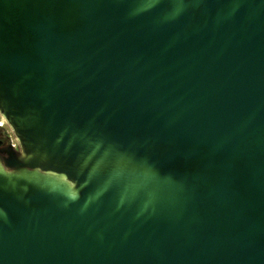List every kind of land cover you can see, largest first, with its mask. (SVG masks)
Wrapping results in <instances>:
<instances>
[{"label": "water", "instance_id": "obj_1", "mask_svg": "<svg viewBox=\"0 0 264 264\" xmlns=\"http://www.w3.org/2000/svg\"><path fill=\"white\" fill-rule=\"evenodd\" d=\"M0 264H264V0H0Z\"/></svg>", "mask_w": 264, "mask_h": 264}, {"label": "flooded vegetation", "instance_id": "obj_2", "mask_svg": "<svg viewBox=\"0 0 264 264\" xmlns=\"http://www.w3.org/2000/svg\"><path fill=\"white\" fill-rule=\"evenodd\" d=\"M5 128L0 127V154H5L4 150H6L11 145L10 138L12 137L10 133L5 132ZM17 149V148H16Z\"/></svg>", "mask_w": 264, "mask_h": 264}, {"label": "built area", "instance_id": "obj_3", "mask_svg": "<svg viewBox=\"0 0 264 264\" xmlns=\"http://www.w3.org/2000/svg\"><path fill=\"white\" fill-rule=\"evenodd\" d=\"M0 127H4L3 123L1 122V120H0ZM10 141H11L12 147L14 149H16L17 148V145H16V143H15V141H14V139L12 137L10 138Z\"/></svg>", "mask_w": 264, "mask_h": 264}, {"label": "rangeland", "instance_id": "obj_4", "mask_svg": "<svg viewBox=\"0 0 264 264\" xmlns=\"http://www.w3.org/2000/svg\"><path fill=\"white\" fill-rule=\"evenodd\" d=\"M3 128H5L4 130H5V132H7L8 129L5 126ZM8 133H10L9 130H8Z\"/></svg>", "mask_w": 264, "mask_h": 264}]
</instances>
